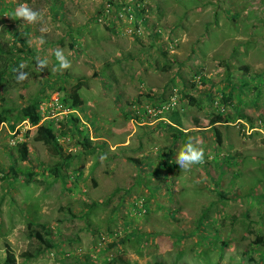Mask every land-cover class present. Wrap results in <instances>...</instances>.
<instances>
[{
	"label": "rangeland",
	"instance_id": "1",
	"mask_svg": "<svg viewBox=\"0 0 264 264\" xmlns=\"http://www.w3.org/2000/svg\"><path fill=\"white\" fill-rule=\"evenodd\" d=\"M21 5L42 21L17 18ZM14 30L31 52L5 105L17 109L38 95L46 102L38 123H53L71 158L54 178L46 169L58 155L32 138L35 125L23 119L10 128L13 115L0 123V172L9 164L32 171L0 180V260L5 242L17 264H250L248 248L258 257L250 246L252 233L264 235V0H0L6 50ZM58 49L70 68L56 70ZM77 80L81 104L70 108ZM173 93L176 136L164 126L170 119L145 109ZM220 111L245 115L255 127L243 118L210 124ZM71 115L77 131L64 123L60 134L58 122ZM14 129L27 144L22 161L9 144ZM84 135L87 146L79 144ZM189 137L205 157L183 172L174 159ZM166 149L168 170L161 166ZM91 201L98 206L85 216L83 202ZM28 221L47 226L55 246L23 259L34 248Z\"/></svg>",
	"mask_w": 264,
	"mask_h": 264
},
{
	"label": "trees",
	"instance_id": "2",
	"mask_svg": "<svg viewBox=\"0 0 264 264\" xmlns=\"http://www.w3.org/2000/svg\"><path fill=\"white\" fill-rule=\"evenodd\" d=\"M5 31H7V28H5ZM21 35L22 32L20 33L18 32V30H14V32H12V40L10 42L11 43L10 46L12 48H8L7 50L3 48V42L0 41V123L9 120L8 116L13 115L12 116L13 120L11 121V123H9L10 128L13 127L15 121L23 120V119H26L30 125H35L34 135L32 138L36 141H40L43 144L50 146L53 152L56 155H58L57 162L54 163L49 168H47L46 170L49 172L50 175L54 176V178L60 177L61 175L60 173L62 172V170L67 168L71 155L63 154L61 147L57 142V134L55 133L56 130H53L52 127L53 123L50 120L38 123L40 119V114L37 107L38 104L42 101V99L37 97L38 95H35L31 98H28L27 101L23 105L19 106L17 109L5 105L6 94L8 92V89L17 83V80L19 79L21 74L25 73V70H27V65L29 62L27 58L31 50L30 47H28L26 44L25 35L23 36ZM72 44L73 43L70 42L71 47ZM17 50L19 52H17ZM17 54H19V56ZM21 65H25V66L21 68ZM243 68L245 69L246 66H244ZM27 73L28 75H30L33 73V71L31 70L28 71ZM24 76H26V74H24ZM80 87H81V81L77 80V82H75V84H73L70 88L69 99H68L69 101L66 100L65 98L64 99L60 98V102L64 104L66 103V101H68V104L66 106H69L70 108L80 105L81 100L78 94V90ZM229 97L230 95L224 96L225 99ZM178 113L179 110L171 111L167 115V119L170 120L167 121L166 123L167 125H164L167 130L173 131L172 132L173 136L178 135V133L182 135V132L181 130H179L178 127L180 124L177 116ZM235 118H243L247 122H249L251 128L255 127L252 125L251 119L245 115L231 116V115L223 114V112L221 111L212 115L209 119V123L228 124L230 122H233V119ZM64 123H70L74 131H77L76 124H78V118L76 116L73 115L67 116L66 119L58 122V131L60 134H64V131L62 129ZM89 141L90 140L88 139L87 135H84V137H82L79 144L87 146ZM12 148H14L16 158L19 161L25 160L27 158V144L24 141L16 142L12 146ZM170 154H171L170 149H166L164 152V159L161 164V166L164 167V169L166 170L172 167V164H170L169 162ZM131 160L137 162V160L134 158H131ZM20 174H24L25 177H30L32 171L28 168H18L14 164H9L5 168L3 173L0 172V180L3 176L12 177L13 179H15ZM97 206L98 203L94 201H91L89 203L83 202V208L85 211L84 215L86 216L88 212H90ZM203 216H205V214H203ZM203 216H200L198 218L197 225H200L201 221L203 220ZM234 218H235L234 215L230 216L231 221H233ZM25 227H26V237L30 241V243L33 244L34 248L32 250H25L24 252H22L21 256L23 257V259L40 255L45 251L52 249L55 246V243L50 238V234H51L50 229L44 224H40L38 228H35V225H33L32 222L28 221ZM118 233L119 232L117 231V234ZM117 234H115V236ZM252 234H253V239L251 241L250 247L255 245L253 249L254 250L257 249L255 251L259 252V255L258 257L254 258L251 255V251H252L251 248H248L247 252L244 254L247 256V260L250 262V264H260L259 262L262 261V259L264 258V249L260 248L259 246L264 244V235L259 232ZM256 246L257 248H255ZM84 263L96 264L95 261L91 259H86ZM0 264H17L16 255L14 254V251L10 248V246L6 242L4 243V256L0 260ZM236 264H240V263L237 262Z\"/></svg>",
	"mask_w": 264,
	"mask_h": 264
},
{
	"label": "clouds",
	"instance_id": "3",
	"mask_svg": "<svg viewBox=\"0 0 264 264\" xmlns=\"http://www.w3.org/2000/svg\"><path fill=\"white\" fill-rule=\"evenodd\" d=\"M15 16L17 18H22L29 24H36L42 21L41 13L27 5L19 6L15 11ZM42 31H47V29H42ZM55 56L59 64V68L56 70H66L71 67V61L67 58L63 50H56ZM24 66L25 65H21V68ZM38 66L40 70H43V68L47 66V62L45 60H40L38 61ZM24 78V74H21L19 77L21 80ZM199 143L200 142L194 141L193 138L189 137L176 154L174 162L179 166L181 171L187 172L191 169L192 165L203 163L205 151L202 146H199Z\"/></svg>",
	"mask_w": 264,
	"mask_h": 264
},
{
	"label": "built area",
	"instance_id": "4",
	"mask_svg": "<svg viewBox=\"0 0 264 264\" xmlns=\"http://www.w3.org/2000/svg\"><path fill=\"white\" fill-rule=\"evenodd\" d=\"M112 1H115V0H112ZM109 3H107L106 4V7H109ZM139 5V4H138ZM137 5V6H138ZM125 15L126 16H128V18L131 20L132 19V17H133V15H132V11H126L125 12ZM138 27V26H137ZM134 31L135 33H136V27H135V29H127L126 31H128V32H131V31ZM133 32V33H134ZM54 98L50 101L51 103H53L54 101H56L57 100V93L55 92L54 93ZM50 105H53V104H50ZM177 106H178V104H177V97H176V95L173 93L172 95H170L168 98H167V100L166 101H164V102H162L161 104H159L158 106H155L154 108H146L145 107V109H146V111H147V113L149 114V115H152V116H155V117H158V119H160V120H164V121H167V118H165V119H162L161 118V116H165L164 114L165 113H170L171 111H174V110H179L178 108H177ZM46 107V102L45 101H41L39 104H38V107H37V109H38V111H39V113H42L43 112V110H44V108ZM41 121V120H40ZM15 131H16V129H14L12 132H11V138H10V142H9V144L11 145V146H13L16 142H18V141H20L21 140V138H20V136H19V134H16L15 133ZM115 234H117V232H113L112 233V236H115Z\"/></svg>",
	"mask_w": 264,
	"mask_h": 264
},
{
	"label": "crops",
	"instance_id": "5",
	"mask_svg": "<svg viewBox=\"0 0 264 264\" xmlns=\"http://www.w3.org/2000/svg\"><path fill=\"white\" fill-rule=\"evenodd\" d=\"M159 2V0H156V3H158ZM156 6H157V9H158V7L160 6V4H156ZM198 6V5H197ZM214 8H213V11H212V15H213V17H215L216 18V16H218V13H217V11H216V8H215V6H213ZM161 11H163V10H161ZM209 49H212V47H208V53H209Z\"/></svg>",
	"mask_w": 264,
	"mask_h": 264
}]
</instances>
